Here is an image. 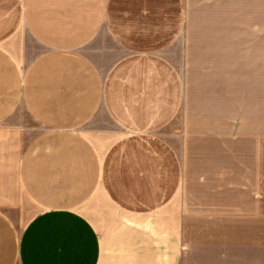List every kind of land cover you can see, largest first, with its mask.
Masks as SVG:
<instances>
[{"label": "crops", "instance_id": "0c3cea01", "mask_svg": "<svg viewBox=\"0 0 264 264\" xmlns=\"http://www.w3.org/2000/svg\"><path fill=\"white\" fill-rule=\"evenodd\" d=\"M0 264H264V0H0Z\"/></svg>", "mask_w": 264, "mask_h": 264}]
</instances>
